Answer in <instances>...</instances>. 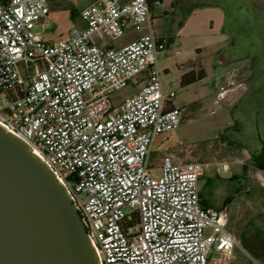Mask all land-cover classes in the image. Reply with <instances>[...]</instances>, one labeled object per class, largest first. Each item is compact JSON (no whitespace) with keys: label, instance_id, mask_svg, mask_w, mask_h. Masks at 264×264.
<instances>
[{"label":"built area","instance_id":"1","mask_svg":"<svg viewBox=\"0 0 264 264\" xmlns=\"http://www.w3.org/2000/svg\"><path fill=\"white\" fill-rule=\"evenodd\" d=\"M160 3L93 0L80 11L84 25L52 42L36 29L48 0H0V125L64 186L98 264H264L235 261L227 209L200 203L198 181L209 162L164 156L150 164L156 136L175 129L184 112L167 106L175 93L162 86L157 57L167 39L150 20ZM129 28L140 34L103 42ZM142 76L135 93L112 102L111 94ZM236 76L231 68L220 77L214 107L241 84Z\"/></svg>","mask_w":264,"mask_h":264},{"label":"crops","instance_id":"2","mask_svg":"<svg viewBox=\"0 0 264 264\" xmlns=\"http://www.w3.org/2000/svg\"><path fill=\"white\" fill-rule=\"evenodd\" d=\"M67 1L74 26H83L80 11L93 0ZM150 20L155 34L167 39L165 48L158 54L159 67L164 74V92L172 91L167 90L170 82L185 90L195 84H202L201 88L206 89L209 85L206 80L212 76L216 88L219 76L224 73L221 70L227 71L229 66L235 68L241 84L226 93L222 105L231 108L233 122L230 126L237 133L242 131V117L248 118L247 123L253 125L254 136L250 140L254 143L248 146V141L241 136L240 141L236 140L234 133L233 139L227 137V141L239 146L243 141V145L249 147V161L251 155L260 154L264 150V139L256 126L261 125L264 131V0H161L159 5L151 8ZM127 31L129 39L125 42L140 34L131 28ZM198 73L202 76L195 79ZM144 79L143 76L139 78L137 90ZM174 97L176 93L168 100L167 106L184 107L183 100ZM191 102L201 104L196 100ZM173 156L176 159V154L171 151L169 157ZM236 173L239 175L240 172ZM232 175L234 173L229 179ZM206 194L211 195L199 188L203 206L220 208L227 199L220 206H212Z\"/></svg>","mask_w":264,"mask_h":264},{"label":"rangeland","instance_id":"3","mask_svg":"<svg viewBox=\"0 0 264 264\" xmlns=\"http://www.w3.org/2000/svg\"><path fill=\"white\" fill-rule=\"evenodd\" d=\"M48 1L49 13L45 20L37 24L36 29L43 30L45 39L56 42L67 37L75 21L70 16L67 0ZM42 22L45 24V29ZM127 39L129 32L125 31L120 37L115 39L106 37L103 42H113L116 45ZM231 68L234 67L229 66L227 71ZM221 71L226 72V70ZM163 75L161 71V79L164 83ZM222 75L219 76V82ZM214 79L212 76L206 80L209 84L206 89L201 88L202 84H195L188 87L187 91L181 89L179 84L168 83L167 90L176 93L174 98L183 100L184 112L180 124L175 129L156 136L149 161L152 166H158L162 158L170 156L172 151L177 157L170 158L176 163L194 160L209 162L208 165L203 166V176L199 178L198 186L205 193L210 192L211 195L206 194V197L212 206H220L224 199L234 196L231 202L223 205L228 211V229L237 240L233 251L234 260L245 262L248 257H252L264 263V172L259 173L258 168L247 163L249 147L243 145V141L240 146L227 141V137L233 139L232 136L235 134L236 140L240 141L241 136L248 141V146L252 145L254 141L250 139L254 136L251 131L253 125L247 123L248 118L242 117V131L237 133L230 126L233 122L231 108L222 105V101L218 106H213L215 89L218 87L217 85L215 88ZM138 87L139 84L134 82L114 92L110 96L112 102L120 103L124 98L135 93ZM193 100L200 101L201 104H192ZM256 129L264 139L261 125L258 124ZM222 161L228 162L229 169L217 171L218 162ZM241 163L246 164V173L241 172ZM236 172H240L241 175L229 179V175L237 174Z\"/></svg>","mask_w":264,"mask_h":264},{"label":"water","instance_id":"4","mask_svg":"<svg viewBox=\"0 0 264 264\" xmlns=\"http://www.w3.org/2000/svg\"><path fill=\"white\" fill-rule=\"evenodd\" d=\"M64 186L0 125V264H98Z\"/></svg>","mask_w":264,"mask_h":264},{"label":"trees","instance_id":"5","mask_svg":"<svg viewBox=\"0 0 264 264\" xmlns=\"http://www.w3.org/2000/svg\"><path fill=\"white\" fill-rule=\"evenodd\" d=\"M201 76L202 75L200 73H198L196 75L195 79L200 78ZM183 79H184V77H182V80ZM203 162H205V161H203ZM248 164H251L254 168H258V169L264 170V150H262L261 153L258 154V155H251L250 161H249ZM246 171H247V166H246V164L243 163L242 164V172L246 173ZM240 175L234 174V175L231 176V178H237ZM238 191H239V189H237L236 192H238ZM233 198H234V196L227 198L225 204L231 202L233 200Z\"/></svg>","mask_w":264,"mask_h":264}]
</instances>
